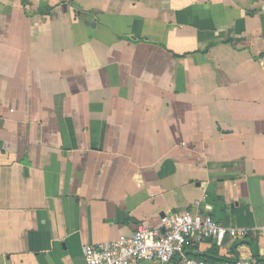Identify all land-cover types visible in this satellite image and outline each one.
Wrapping results in <instances>:
<instances>
[{
	"label": "crops",
	"instance_id": "crops-1",
	"mask_svg": "<svg viewBox=\"0 0 264 264\" xmlns=\"http://www.w3.org/2000/svg\"><path fill=\"white\" fill-rule=\"evenodd\" d=\"M202 198L247 236L186 255L261 257L264 0H0V264H83Z\"/></svg>",
	"mask_w": 264,
	"mask_h": 264
},
{
	"label": "built area",
	"instance_id": "built-area-1",
	"mask_svg": "<svg viewBox=\"0 0 264 264\" xmlns=\"http://www.w3.org/2000/svg\"><path fill=\"white\" fill-rule=\"evenodd\" d=\"M202 201L203 198L194 201L189 209L182 212L164 214L160 228L139 225L129 236L85 245L82 249L83 264H134L139 261L164 264L176 256L179 264H264V227L257 229L261 257H237L215 262L186 255L185 248L189 245L212 240L220 246L226 235L232 239L247 236V229L224 227L203 212Z\"/></svg>",
	"mask_w": 264,
	"mask_h": 264
},
{
	"label": "trees",
	"instance_id": "trees-1",
	"mask_svg": "<svg viewBox=\"0 0 264 264\" xmlns=\"http://www.w3.org/2000/svg\"><path fill=\"white\" fill-rule=\"evenodd\" d=\"M22 1V3H23V5L25 4V0H21ZM256 257H258V255H256Z\"/></svg>",
	"mask_w": 264,
	"mask_h": 264
}]
</instances>
